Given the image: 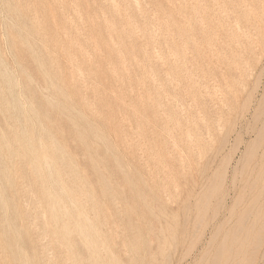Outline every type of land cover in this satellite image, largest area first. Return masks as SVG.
Returning a JSON list of instances; mask_svg holds the SVG:
<instances>
[{
	"label": "rangeland",
	"instance_id": "obj_1",
	"mask_svg": "<svg viewBox=\"0 0 264 264\" xmlns=\"http://www.w3.org/2000/svg\"><path fill=\"white\" fill-rule=\"evenodd\" d=\"M0 64V264H175L199 226L197 264L211 227L217 242L263 221V183L246 180L264 147L247 134L264 126V0H0ZM207 130L218 175L197 217L186 142ZM77 209L86 240L62 232Z\"/></svg>",
	"mask_w": 264,
	"mask_h": 264
},
{
	"label": "bare ground",
	"instance_id": "obj_2",
	"mask_svg": "<svg viewBox=\"0 0 264 264\" xmlns=\"http://www.w3.org/2000/svg\"><path fill=\"white\" fill-rule=\"evenodd\" d=\"M111 2V1H110ZM179 2V0H178ZM112 3H114L112 1ZM177 3V2H176ZM201 4V3H200ZM116 5V4H115ZM134 5V4H133ZM169 5H172L169 3ZM197 6V4H196ZM108 7V6H107ZM116 6H114L115 8ZM153 7V5H152ZM260 7V6H259ZM138 8V7H137ZM154 8V7H153ZM194 8V7H193ZM263 8V7H262ZM34 9V8H33ZM112 9V8H111ZM122 9V8H121ZM181 9V8H180ZM245 9V8H244ZM176 10V9H175ZM246 10V9H245ZM118 11V10H117ZM141 11V10H140ZM153 11V10H152ZM27 12V11H26ZM30 13V12H29ZM103 13V12H102ZM137 13V12H136ZM140 13V12H139ZM201 13V12H200ZM251 13V12H250ZM249 13V14H250ZM61 14V13H60ZM74 15V14H73ZM137 15V14H135ZM199 15V14H198ZM233 15V14H232ZM213 18V16H212ZM161 19V18H160ZM191 20V19H190ZM193 20V19H192ZM201 20V19H200ZM96 21V20H95ZM106 22V21H105ZM201 22V21H200ZM212 22V21H211ZM2 23V22H1ZM188 23V22H187ZM107 24V22H106ZM157 24V23H156ZM223 24V23H222ZM35 25V24H34ZM33 25V26H34ZM109 25V24H108ZM168 25V24H167ZM170 25V24H169ZM180 25V24H179ZM236 25V24H235ZM70 26V25H69ZM142 27V26H141ZM150 27V25H149ZM19 28V27H18ZM147 28V27H146ZM152 28V27H151ZM156 28V27H155ZM226 28V26H225ZM21 29V28H20ZM38 29V28H37ZM134 29V28H133ZM153 29V28H152ZM230 29V28H229ZM234 29V28H233ZM19 30V29H18ZM139 30V29H138ZM187 30V29H186ZM246 30V29H245ZM17 31V30H16ZM60 31V30H59ZM145 31V30H144ZM237 31V30H236ZM54 32V31H53ZM149 32V31H148ZM77 33V32H76ZM143 33V32H142ZM151 33V32H150ZM190 33V32H189ZM209 33V32H208ZM231 33V32H228ZM55 34V33H54ZM149 34V33H148ZM154 34V33H153ZM169 34V33H168ZM185 34V33H184ZM203 34V33H202ZM206 34V33H205ZM216 34V33H215ZM249 34V33H247ZM4 35V34H3ZM2 35V36H3ZM26 35V34H25ZM137 35V34H136ZM208 35V34H207ZM232 35V34H231ZM238 36V35H237ZM4 37V36H3ZM138 37V36H137ZM136 37V38H137ZM150 37V36H149ZM163 37V36H162ZM161 37V38H162ZM227 37V36H226ZM262 37V36H261ZM212 38V37H210ZM222 38V37H221ZM246 38V37H245ZM244 38V39H245ZM154 39V38H153ZM164 39V38H163ZM231 39V37H230ZM209 40V39H208ZM248 40V39H246ZM118 41V40H117ZM139 41V39H138ZM194 41V40H193ZM236 41V40H235ZM152 42V41H151ZM156 42V41H155ZM166 42V41H165ZM253 42V41H252ZM255 42V41H254ZM4 43V42H3ZM209 44V43H208ZM41 45V44H40ZM154 45V44H153ZM192 45V44H191ZM227 45V44H226ZM239 45V44H238ZM220 46V45H219ZM231 46V45H230ZM24 47V46H23ZM80 47V46H79ZM224 47V46H223ZM233 47V46H232ZM243 47V46H242ZM247 47V46H246ZM42 48V47H41ZM77 48V47H76ZM115 48V47H114ZM165 48V47H164ZM231 48V47H229ZM151 49V47H150ZM153 50V49H152ZM116 51V50H114ZM158 51V50H157ZM110 52V51H109ZM182 52V51H181ZM242 54V53H241ZM86 55V54H85ZM109 55V54H108ZM132 55V54H131ZM156 55V54H155ZM154 55V56H155ZM244 57V56H243ZM9 58V56H8ZM70 58V57H68ZM224 58V57H223ZM229 58V57H228ZM245 58V57H244ZM247 58V57H246ZM149 59V58H148ZM235 59V58H234ZM43 60V59H42ZM72 60V59H71ZM85 61V60H84ZM233 61V60H232ZM150 62V60H149ZM174 62V61H173ZM69 63V62H68ZM75 63V62H74ZM164 63V62H163ZM31 64V63H30ZM125 64V63H124ZM244 64V63H243ZM4 65V64H3ZM139 65V64H138ZM1 66V64H0ZM57 66V65H56ZM109 66V65H108ZM241 66V65H240ZM16 67V66H15ZM123 67V66H122ZM130 68V66H129ZM7 69V68H6ZM22 69V68H21ZM71 69V68H70ZM77 69V68H76ZM112 69V68H111ZM124 69V68H123ZM128 69V68H127ZM144 69V68H143ZM25 70V69H23ZM15 71V70H14ZM180 71V70H179ZM9 72V71H8ZM70 72V71H69ZM79 71L77 70V73ZM82 72V71H81ZM110 72V71H109ZM5 73V72H4ZM11 73V72H10ZM76 73V72H75ZM84 73V72H83ZM16 74V73H15ZM114 74V73H113ZM83 75V74H82ZM242 75V74H240ZM7 76V75H6ZM13 76V75H12ZM17 76V75H16ZM86 77V76H85ZM140 77V76H139ZM12 78V77H11ZM155 78V77H154ZM194 78V77H193ZM250 78V77H249ZM17 79V78H16ZM81 79V78H80ZM79 79V80H80ZM32 81V80H31ZM82 81V80H81ZM90 81V80H89ZM7 82V80H6ZM18 82V81H17ZM153 82V81H152ZM256 82V81H255ZM8 83V82H7ZM257 83V82H256ZM76 84V83H75ZM72 85V84H71ZM70 85V86H71ZM74 85V83H73ZM14 86V85H13ZM142 87V86H141ZM233 87V86H232ZM237 87V86H236ZM20 88V87H18ZM66 90V89H65ZM92 90V89H91ZM219 90V89H218ZM43 91V90H42ZM256 91V90H255ZM13 92V91H12ZM88 92V91H87ZM86 93V92H85ZM131 93V92H130ZM111 94V93H110ZM87 95V94H86ZM235 95V93H234ZM14 96V95H13ZM222 96V95H221ZM224 97V96H223ZM16 98V97H15ZM19 98V97H18ZM67 98V97H66ZM16 100V99H14ZM25 100V97H24ZM203 100V99H202ZM224 100V99H223ZM17 101V100H16ZM94 101V100H93ZM96 101V100H95ZM236 101V100H235ZM22 102V101H21ZM150 102V101H149ZM210 102V100H209ZM263 102V101H262ZM261 102V103H262ZM20 104V102H17V104ZM224 103V102H223ZM59 104V103H58ZM149 104V103H148ZM229 104V103H228ZM12 107V106H11ZM90 107V106H89ZM27 108V107H26ZM153 109V108H152ZM12 110V109H11ZM25 111V110H24ZM133 111V110H132ZM27 114V113H26ZM27 116V115H26ZM231 116V115H230ZM30 119V118H29ZM256 122V121H255ZM260 122V121H259ZM91 123V122H90ZM254 124V123H253ZM19 125V124H18ZM227 128V127H226ZM264 128V126H263ZM263 128H260V130L258 132H256V130L252 129V132H247V134L249 135L250 133H255L256 137H258V139H263L264 138V131ZM219 129V128H218ZM22 130V129H21ZM35 131V130H34ZM225 132V131H224ZM24 133V132H23ZM33 133V132H32ZM36 133V132H35ZM37 134V133H36ZM115 135V134H113ZM225 135V134H224ZM224 135L222 137V139L224 138ZM26 136V135H25ZM24 136V138H25ZM36 137V136H35ZM124 137V136H123ZM185 137L187 138V136L185 135ZM6 138V137H5ZM225 138H227V136H225ZM201 139L203 141V143L201 142ZM43 140V139H42ZM39 141V139H38ZM214 140L212 139V134L209 130H207V133L205 136L200 137L197 135L196 139L189 136V138L187 139L186 142V147H187V152L191 155L193 154V156H195L198 160L197 164L199 167L198 170V178L194 181L191 182V186L189 187V189L186 190V200L185 202H183V206L185 205L184 211L186 208L188 207L189 204V199L194 198V211L196 212L197 217L200 214L205 215L207 213V209L208 206L210 204V197L208 194V198H206V202L204 203L203 208L201 207V204L199 205L200 202V198L203 196V193L208 189L209 183L211 184V180L213 178L217 177V169L214 168V166L216 165L217 159H218V155L219 153H215L212 155H208V153H206V148L205 145H209V143H212ZM224 140H221V142H223ZM32 142V141H31ZM228 142V141H227ZM238 142V141H237ZM7 143V142H6ZM33 143V142H32ZM36 143V142H35ZM237 144V143H236ZM261 144L258 145H252V148L249 147L247 148V150L244 153V158L249 159L248 161H250L256 153L259 150H262ZM8 146V144H7ZM110 146V145H109ZM172 146V145H171ZM33 147V146H32ZM221 148V147H219ZM9 149V148H8ZM213 149V147H212ZM42 150V149H40ZM176 150V149H175ZM43 151V150H42ZM65 151V150H64ZM181 151V150H180ZM220 151V150H217ZM7 152V150H6ZM209 152V151H208ZM10 153V152H9ZM26 153V152H25ZM70 153V152H69ZM47 154V153H46ZM180 154V153H179ZM10 155V154H9ZM15 155V154H14ZM13 155V156H14ZM169 156V155H168ZM181 156V155H180ZM12 157V156H11ZM14 159V158H13ZM74 159V158H73ZM204 159V161H203ZM23 161V160H22ZM37 161V160H36ZM39 161V160H38ZM41 161V160H40ZM203 161V162H202ZM15 162V161H14ZM49 162V161H48ZM62 164V163H61ZM196 164V163H195ZM254 164H256L257 169L255 170V176L252 177V175L250 177H247L248 180H246L248 183H251L252 180V187L257 186L259 181H262V187L261 189L264 190V147L263 150L261 152V157L260 160L258 162H255ZM158 165V164H157ZM231 166V165H230ZM30 167V165H29ZM255 168V167H254ZM167 169V168H166ZM47 170V169H46ZM57 170V169H56ZM13 171V170H12ZM254 171V170H253ZM211 173V174H210ZM226 171H224L223 176L225 175ZM38 174V173H37ZM49 174V172H48ZM234 174V173H233ZM60 176V175H59ZM11 177V174L10 176ZM51 176H49L48 179H50ZM235 174L233 175L231 184H232V191L234 189L235 186ZM8 182V181H7ZM56 183V182H55ZM228 183V182H227ZM4 184V183H3ZM7 184V183H6ZM10 184V183H8ZM27 184V183H26ZM60 184V183H59ZM172 184V183H171ZM222 185V184H221ZM220 185V186H221ZM42 186V184H41ZM219 186V187H220ZM228 186V185H227ZM49 187V186H48ZM77 187V186H76ZM84 187V186H83ZM98 187V186H97ZM165 187V186H164ZM242 193L239 196V200L240 198H242L244 196V193L246 191L245 187H242ZM77 189V188H76ZM218 190V189H217ZM85 193V192H84ZM212 193V192H210ZM12 194V192H11ZM88 194V193H87ZM9 196V195H8ZM11 196V195H10ZM14 196V195H13ZM261 197H262V192L260 191L257 195V197L255 198V200L253 201V205L248 209L247 212L243 213L240 217V223L241 224H245L250 220L251 215L254 213V210L257 206H259V203L261 202ZM81 201V200H80ZM228 201V200H227ZM191 203V202H190ZM58 204V203H57ZM75 205V204H74ZM70 206V205H69ZM77 208V207H75ZM2 209V208H1ZM35 209V208H34ZM182 210V209H181ZM202 210V211H201ZM108 212V211H107ZM186 212V211H185ZM202 212V213H201ZM59 213L62 215L64 213L63 210H59ZM184 213V212H183ZM185 214V213H184ZM109 216V215H108ZM185 216V215H184ZM183 216V217H184ZM216 215L213 216V218H215ZM63 218V217H62ZM110 218V217H109ZM137 218V217H136ZM4 219V218H3ZM46 219V218H45ZM73 220L72 224L74 225L72 228L69 227H63L62 228V232L63 235H66L69 238H72L73 236L78 235L81 237V239H87L86 238V230H85V224H86V219L83 215V213L77 209L74 214L72 215ZM138 219V218H137ZM202 219V218H201ZM44 220V219H43ZM10 221V220H9ZM201 221V220H200ZM199 221V222H200ZM229 221V220H228ZM101 222V221H100ZM173 222V221H172ZM171 222V223H172ZM88 223V222H87ZM254 225L251 227H246L244 228L243 226H231L230 229H226L228 232L225 233L223 236H221L220 240L216 242V237L219 235L220 232H222V230H224V226H213L210 229V239L206 242L205 245V249H203L204 251L201 252L200 254V258L198 260L197 264H264V235L262 237L261 235V227L264 225V219L263 221H259L258 218H255L253 220ZM10 224V223H9ZM18 225V224H17ZM221 225V224H220ZM7 226V225H6ZM65 226H67L65 224ZM88 226V225H87ZM255 226H259L258 229ZM10 227V226H9ZM170 227V226H169ZM182 227V226H181ZM175 228V227H174ZM177 228V227H176ZM191 228H193L192 232H189L187 229V226H184L182 231H181V235H180V239L181 242L178 243V246L175 248L174 250V254L176 252H180L183 255L179 256L178 260L176 261L175 264H185L187 262V260L191 257V256H195V254L200 250L201 246L199 247V243L198 241L196 242V238H197V228H199V226H191ZM7 229V228H6ZM93 229V228H92ZM253 232H257L256 235H254L252 237ZM15 233V232H13ZM26 233V232H25ZM36 234V233H34ZM16 235V234H15ZM28 235V233L26 234ZM135 235V234H134ZM201 236V235H200ZM4 237V236H3ZM19 237V236H18ZM38 237V236H37ZM136 237V236H135ZM139 237V236H137ZM40 239V238H39ZM137 240V239H135ZM173 240V239H172ZM5 241V240H3ZM22 241V240H21ZM138 241V240H137ZM1 242V241H0ZM42 242V241H41ZM173 242V241H172ZM137 243V242H136ZM174 243V242H173ZM23 245V244H22ZM51 245V244H49ZM55 245V244H54ZM125 245V244H124ZM136 244L134 242H132V246H135ZM174 245V244H173ZM128 246H130V243L128 244ZM175 246H176V241H175ZM252 248L249 250V248ZM131 248V247H130ZM164 244H160L157 247V254L161 256V258L163 259L169 254H163L164 252ZM174 248V246H173ZM172 248V250H173ZM138 249V247H137ZM4 250V249H3ZM131 250V249H130ZM17 251V250H16ZM70 251V250H69ZM131 252V251H130ZM98 254H100L99 251H97ZM168 253V252H167ZM73 254V253H72ZM130 255V254H129ZM71 256V255H70ZM131 256V255H130ZM127 257V256H126ZM172 257V256H171ZM196 257V256H195ZM73 258V257H71ZM77 258V257H76ZM169 259V256H168ZM60 260V259H59ZM103 260V259H102ZM133 260V259H132ZM151 260H153L154 262L156 261V257H152ZM61 261V260H60ZM169 261V260H167ZM83 262V261H81ZM116 262V261H115ZM132 262V261H131ZM168 263V262H167ZM172 263V262H171ZM38 264V263H37ZM166 264V263H165ZM170 264V262H169Z\"/></svg>",
	"mask_w": 264,
	"mask_h": 264
}]
</instances>
